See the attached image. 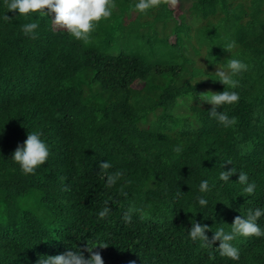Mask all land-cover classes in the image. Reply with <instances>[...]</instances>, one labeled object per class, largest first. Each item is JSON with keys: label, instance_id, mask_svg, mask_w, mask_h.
<instances>
[{"label": "trees", "instance_id": "1", "mask_svg": "<svg viewBox=\"0 0 264 264\" xmlns=\"http://www.w3.org/2000/svg\"><path fill=\"white\" fill-rule=\"evenodd\" d=\"M137 2L115 0V10L122 17ZM184 4L180 22L164 4L147 12L154 14L151 43L164 48L153 64L106 53L114 33L125 46L144 44L136 32L141 23L111 22L112 16L85 44L58 30L51 17L9 12L13 19L5 22L0 0V264H37L41 256L95 242L109 245L94 249L104 264H264V237L235 240L240 259L233 261L215 251L219 241L205 249L188 234L193 220L213 231L224 223L230 231L235 217L264 209V0H180L178 8ZM37 21L32 39L21 26ZM194 40L206 47L201 65L187 58ZM232 41L236 47L226 52ZM230 57L250 68L237 77L238 104L218 109L238 120L225 128L199 94L224 91L213 80ZM187 70L195 82L183 78ZM29 132L41 133L50 150L34 175L12 159ZM177 145L181 153L173 150ZM103 162L113 165L110 172H124L112 188L101 179ZM232 167L237 174L221 181L220 172ZM240 171L257 185L251 196L237 183ZM203 180L215 184L211 192H200ZM106 200L111 213L100 219ZM130 208L128 224L123 216ZM258 224L264 228V217Z\"/></svg>", "mask_w": 264, "mask_h": 264}, {"label": "clouds", "instance_id": "2", "mask_svg": "<svg viewBox=\"0 0 264 264\" xmlns=\"http://www.w3.org/2000/svg\"><path fill=\"white\" fill-rule=\"evenodd\" d=\"M7 12L2 19L5 22H11L13 17L7 13H18L20 16L29 17L32 14H39L40 16L51 17L52 24L58 29L66 31L72 38L77 41H82L85 44L91 42V37L99 27V25L109 20L117 5L115 0H4ZM180 0H138L134 5V11L142 14H147L151 9L159 7L161 4L176 8ZM39 27V22H29L21 26L23 33L32 39H36V30ZM236 47L234 41L229 42L223 48L226 52L231 53L232 49ZM250 65L243 60L230 57L225 64L217 68L215 72L216 79L214 82H219L224 85V91L212 93L206 92L199 94V98H204V102L212 105L210 116L214 118L220 125L225 128L233 127L237 124L236 117H229L225 111H218L223 106H231L238 104L240 95L236 88L240 87V80L244 72H247ZM207 80V79H206ZM176 153L182 152V146L177 145L173 149ZM50 156L49 146L41 139V133L29 132L23 145H18L13 153L12 159L16 162L25 175L35 174L36 170L44 165ZM231 160H227L224 164L231 165ZM224 164L221 166L222 169ZM113 168L110 162H103L99 164L101 179L106 178V187H114L118 181L124 177L123 170L110 172ZM237 174L235 168L228 171H221L219 179L225 183L229 182L230 177ZM238 182L243 185V192L251 196L255 193L256 183L249 182V176L244 171L238 173ZM130 183V181H129ZM215 184L210 186L208 180L201 181L199 190L201 193H208L213 190ZM182 194L178 191L177 195ZM120 195L127 197V192L123 188L120 189ZM198 203L201 206H207L208 201L203 196L197 197ZM105 206L99 211L100 219L108 217L111 213L108 207L109 201L104 202ZM135 209H129L123 216L125 223L132 222V214ZM264 217V209L255 208L248 209L246 216H237L234 218L233 224L230 226V231H226L224 223H221L215 231L207 225H202L196 220L191 221V229L188 234L192 241H199L200 247L205 249H213V244L219 241V247L215 251L221 257L229 258L233 261H239L240 251L234 245V241L240 237H264V228L258 224V220ZM207 232H212L211 239L206 235ZM109 245L106 242L87 243L83 250H69L64 254L55 256H41L37 264H104V260L99 251L94 249H107ZM84 252L89 254L85 258ZM135 264V262H130Z\"/></svg>", "mask_w": 264, "mask_h": 264}, {"label": "rangeland", "instance_id": "3", "mask_svg": "<svg viewBox=\"0 0 264 264\" xmlns=\"http://www.w3.org/2000/svg\"><path fill=\"white\" fill-rule=\"evenodd\" d=\"M187 7L186 4L181 6V10L178 8V6L176 8H172L170 6L167 5L168 9L172 10V17L174 19H177V22H180V20L178 19V16L183 14L185 8ZM182 9H184L182 11ZM114 18L113 20L111 19V22H122L123 24L127 23L129 21V19L131 20V23H134V26H137L138 24H142L141 27L136 31L138 34H142L144 37V44L141 42H135L132 41L131 44H129L128 46H125L123 44H120L119 42L114 41L115 38L117 37V33H114V35L111 36L112 38V42H111V46L106 48V53L108 55L111 56H115L119 53H124V54H134L142 59H144L145 61L149 62V63H155V61L162 55L161 51L164 49L163 47H161L159 44L152 42L151 40V36H152V30L155 26H152L153 20H154V14L153 15H146V14H138L134 11L127 13L126 15H123L121 17L120 13L116 10H114L113 15ZM130 22V21H129ZM186 22H188V19H186ZM158 25H160L159 23H157ZM160 26H158L159 28ZM173 39L174 36H170L168 38V42L171 44L173 43ZM187 42V41H186ZM187 52H188V56L187 58L189 59H193L195 61H197V65H201L203 59H200V55L205 57L206 56V47L203 43H196L195 40L194 42L192 41L191 44H189L187 46ZM167 57H161L160 59L163 61L165 60ZM190 72L184 71L183 73V78L184 79H189L191 83L196 81L195 77L190 78L189 76ZM133 87L136 89L141 88V83H134ZM191 100V98H187L185 100H180L177 104V111H181L184 110L185 105L184 103L189 102ZM184 102V103H183ZM179 111V112H180ZM27 201V199H25ZM24 201V202H26ZM30 201V200H28ZM30 204V203H29Z\"/></svg>", "mask_w": 264, "mask_h": 264}]
</instances>
